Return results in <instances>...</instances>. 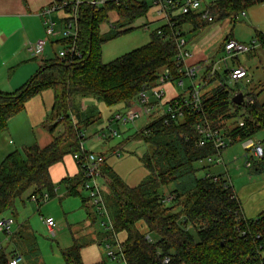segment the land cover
I'll list each match as a JSON object with an SVG mask.
<instances>
[{
	"label": "trees",
	"instance_id": "obj_1",
	"mask_svg": "<svg viewBox=\"0 0 264 264\" xmlns=\"http://www.w3.org/2000/svg\"><path fill=\"white\" fill-rule=\"evenodd\" d=\"M82 1L77 39L82 58L61 61L54 56L14 94L0 91V136L31 99L47 90L54 92L51 113L43 124L53 136L50 145L25 147L22 153L6 156L0 165V218L9 214L16 224L15 205L23 195L31 192L30 200L44 193L51 198L56 195L52 167L63 163L67 156L73 159L80 151V133L94 123V115L75 104L76 97H93L108 108L122 106L124 111L137 102L144 87L155 86L165 69L171 72L170 82L184 81L185 77L179 74V51L172 34L179 31L186 37L184 28L188 25L191 34H198L225 19L236 23L243 12L264 0H215L209 8L212 22L202 20V15L195 12L176 17L173 28H160L162 36L154 32L147 45L108 64L101 61V48L131 29L105 37L100 34V25L109 21L111 13L133 22L146 16L150 6H93L90 0ZM70 42L57 44L65 46ZM210 69L208 84L217 78L211 76ZM234 94L238 93L219 86L209 96L202 95L201 113L186 109L183 119L169 124L158 117L137 132L133 139L147 147L140 161L149 174L139 186H128L111 166L106 162L102 165V190L103 194L108 190L104 199L113 226V231L103 230L110 239L125 234L120 244L125 264H164L166 258L170 259L169 264H264V212L256 219H248L229 181L220 176L199 178L195 166L222 153L212 143L199 147L200 137L195 130L199 121L206 119L212 128L221 130L230 139L229 146L264 131V103L253 94H244L253 104L238 106L232 101ZM239 118L243 119L240 125L236 123ZM231 121L234 124L230 129L227 124ZM75 164L78 175L58 183L70 196L77 195L84 185L81 169ZM253 174H264V155L255 160ZM169 186L172 189L167 193L161 192ZM83 202L86 207L90 203L89 199ZM140 222L145 224L146 234L138 228ZM13 235L14 232L10 238ZM83 247L73 239L72 246L62 253L64 263L84 264ZM15 254L0 246V264H9Z\"/></svg>",
	"mask_w": 264,
	"mask_h": 264
},
{
	"label": "rangeland",
	"instance_id": "obj_2",
	"mask_svg": "<svg viewBox=\"0 0 264 264\" xmlns=\"http://www.w3.org/2000/svg\"><path fill=\"white\" fill-rule=\"evenodd\" d=\"M205 1L210 3L213 0ZM155 14V10L151 9L146 16L130 22L111 13L109 21L99 27L102 36H113L118 32L129 29L131 31L103 45L101 48V61L108 64L133 50L147 45L152 34L166 24L164 20H160ZM59 16V14L55 15L53 20L57 21ZM214 26V28L223 27L221 34L217 35L216 39L212 41V49L209 51L212 53L217 50L214 60L216 64H219H217V71L221 80L215 81L214 86L217 87L220 82H223L236 93H249L250 90L255 89V86L257 87L259 82H264V1L250 7L246 11V17L240 16L236 23L225 19ZM207 33L206 31L199 36L198 34L187 35L186 39L190 43V49L193 50L197 46L202 47L203 43L209 39ZM196 36H198L197 39H195ZM56 39L53 38V42ZM228 39H234L238 43L249 47L254 45L255 48L256 46L259 56H252V50L249 53L239 54L233 59L227 58V55L222 50L220 51V48ZM61 49V46L57 43L48 47L51 57L58 56ZM225 58H227L226 63L223 62ZM234 62L235 64H242L249 71L248 80L239 82L228 80L225 67L231 68ZM198 81L197 78L195 83H198ZM191 84L192 81L188 78L184 79V88L175 82L173 85L174 92L176 94L187 92ZM168 89L169 87H164L166 98L170 96ZM201 93L203 95L202 88ZM263 98L264 94L259 97V100L262 101ZM75 104L81 110L91 113L95 117L94 123L85 129V151L104 155L106 163L128 186L137 187L145 182L149 174L140 159L146 154L147 147L142 141L133 139V136L148 126L154 119L162 116V110L154 112L153 117H142L133 125L121 126L115 123L111 128H108L111 117L116 112H121L122 106L108 108L93 97H76ZM242 122L243 119L239 118L236 123L240 125ZM233 124L234 122L231 121L227 125L231 129ZM111 131L118 132V135L113 139L109 138ZM43 133L46 137H52L49 132L44 131ZM101 134H105L107 139L98 140V136ZM36 136L39 142H45L40 132H36ZM7 138L8 136L0 138V165L6 156L16 151L22 153L24 149L23 146L14 145ZM253 139L264 143V131L259 132ZM5 140H7V143ZM33 142H25V147L34 144ZM48 145H50L49 142L44 147ZM116 150H119L120 157L113 154V151ZM213 160L214 163L203 161L195 165L199 169L197 177L220 176L228 180L234 187L247 218L256 219L261 212H264V174H253L256 159L253 158L252 152L246 151L242 142H236L223 150L220 155L213 157ZM247 162L252 164V168L246 167ZM51 177L55 183L57 173ZM59 182L55 183L57 184L55 186L56 195L47 203L39 204L30 200L31 192L26 193L16 202L17 224L19 226L25 224L26 228H31V231L20 230L13 240L15 244L21 247H18L19 252L21 254L25 252L26 259L24 263L65 264L62 253L72 246L75 238L84 246L81 252L84 264H125L120 256H117L115 261L107 256L108 246H111L115 254L119 252V245L124 241L125 234H119L116 239H104L105 235H97L104 229L102 223H106L108 218L104 213L93 208L90 203L87 207L84 205V200L89 199L90 202V191L80 188L77 195L70 196L66 188L58 184ZM98 184L103 189L104 183L101 178L98 180ZM170 189H172V186L166 187L161 192L165 191L167 193ZM106 191L105 196L108 193V190ZM47 218H52L55 221L56 234L54 236L50 234L44 223V219ZM17 224L14 230L18 226ZM138 228L143 234L147 233V228L143 222L138 223ZM9 239L10 236L0 234V243L3 244ZM10 250L8 248L9 252Z\"/></svg>",
	"mask_w": 264,
	"mask_h": 264
},
{
	"label": "built area",
	"instance_id": "obj_3",
	"mask_svg": "<svg viewBox=\"0 0 264 264\" xmlns=\"http://www.w3.org/2000/svg\"><path fill=\"white\" fill-rule=\"evenodd\" d=\"M197 0H90L89 3L93 6H104L106 4H114L116 6L147 3L150 6V10H155V15L160 20L166 22V26L173 28L176 17L184 16L190 12H194L193 7ZM83 3L82 0H52V3L48 9L43 13L45 16H51L53 14L60 16L57 21L46 17L44 25L46 28V36L43 39L38 40L34 44H31L28 48V52L32 57L41 59L44 55L45 48L53 38H57L58 41L70 42L68 45H60L61 50L58 57L61 61L74 60L82 58V54L79 51L77 45L79 27H78V12L79 7ZM210 5L205 7L201 12L197 14L202 15V20L212 22L213 17L210 15ZM196 13V12H195ZM241 16L246 17V12H243ZM158 35L162 36L163 32L158 29ZM176 45L178 47L177 63L179 64V74L183 75L192 81V86L189 90L188 98L184 100L174 99L166 104V108L163 111L162 118H164L165 124L177 122L184 118L186 109L192 112H202V93L201 85L195 83L202 71L200 65L188 66L186 61L192 56L189 51V42L181 32L176 31L172 34ZM56 40V41H57ZM56 43V42H55ZM54 44V43H53ZM254 49V45L249 47L244 44H240L235 40H228L223 46V51L227 55V58L233 59L239 54L249 53ZM227 58L223 60L227 62ZM170 70L165 69L158 78L155 86L144 87L136 103H134L128 109L115 113L108 123V128H111L113 124H119L121 126L133 125L137 120L142 117H153L154 112L158 111V107L163 102L164 92L162 87L170 82ZM211 76L217 75V66L214 65L210 69ZM247 71L241 67L236 66L231 69H227L226 76L231 82H239L246 77ZM180 85L183 86V81H180ZM221 87H228L225 83L220 84ZM237 94H234V96ZM253 104V100L245 98V105ZM195 130L198 133L199 147H204L209 143H212L216 149L225 150L230 145V139L225 137L221 130L214 129L210 123L203 119L195 125ZM118 135L117 131H111L110 139L115 138ZM80 151L73 156L74 161L79 165L83 176V189L90 191V205L98 212L104 213L108 221L102 223V227L106 231H113V226L109 218L107 211L104 194L101 187L98 184V180L101 178V167L106 162V158L102 154H96L92 152H86L84 149L85 131L80 133ZM107 136L101 134L98 136V140H106ZM106 138V139H105ZM243 147L246 151H250L253 157L261 159L264 155V145L260 141H255L253 138L245 140ZM117 157L121 154L118 151L115 152ZM208 163H214L213 157L207 159ZM247 167H251V163H247ZM51 199L49 193H44L41 197L32 196L31 200L35 202L47 203ZM44 223L51 235H55L56 224L54 219H44ZM16 221L13 217L0 218V234L11 236L14 232ZM107 256L115 261L117 256L123 258L122 249L119 245V252L117 254L112 251L111 246H108ZM23 257L19 254H15L9 264H22ZM170 259L166 258L164 264H169Z\"/></svg>",
	"mask_w": 264,
	"mask_h": 264
},
{
	"label": "crops",
	"instance_id": "obj_4",
	"mask_svg": "<svg viewBox=\"0 0 264 264\" xmlns=\"http://www.w3.org/2000/svg\"><path fill=\"white\" fill-rule=\"evenodd\" d=\"M212 2L207 3L205 0H197L196 4L193 7V10L194 12L199 13L205 7L211 5ZM51 3L52 0H0V91L1 92L5 94H14L20 88L25 86L37 74V72L40 70L41 66L45 63V61L53 58L49 54L48 47L52 46L53 43L55 42L57 43L58 42L57 39H56L57 41L55 42H53L52 40L50 44L46 46L44 55L41 59H36L32 57L31 54L28 52V48L31 44H34L35 42H37L40 39H43L46 36V28L44 25L46 17H49L52 20L55 17V14L51 16L43 15L44 11L50 7ZM214 25L208 26L207 28H205L204 30L198 33L199 36L201 33H204L206 31L208 32L207 34L209 35V39H207L206 42L203 43L202 47L204 48L197 46L194 47V49L192 50V48L190 49V43L188 46L191 54L192 52L194 54L191 56L189 60L186 61V65L188 66L200 65L202 67L201 74L198 77L199 79L198 85H201L200 88L203 89V96L206 95L209 96L215 89H217L220 85L216 87L214 86V83L217 80L219 81L221 80L217 71L216 80L210 84L206 83L208 70L214 65L216 66L219 65L218 63L217 65L214 60L217 50H215L212 53H210L209 51L210 49H212V41L216 39L215 37L217 35L221 34V32L223 31V27L214 28L215 27ZM184 30L185 32L188 33V35L191 34L190 33L191 28L189 25L186 26ZM198 36H196L195 39H197ZM224 44L220 48V51L222 50L223 53H224L223 51ZM252 54H253L252 56L255 57L259 56V51L256 46L253 49ZM236 66H241L247 71L246 77L241 81L248 80L250 76L249 71L240 63H237L236 65L233 64L231 68ZM225 68H226L225 69V74H226L227 69H231V68L228 66H226ZM174 83L169 82L162 87V90L164 92V97H163V102L160 104V107H158V111L162 110L163 112L164 109L166 108V104L174 99L180 97L188 98L189 90L191 87H189V90L187 92L184 91V93L176 94L173 88ZM177 83L179 84V86H181L180 82ZM183 85H184V81H183ZM164 87H169L168 89L170 95L169 98H166V91L164 90ZM181 87L184 88L185 85ZM247 94H253L254 96H256L259 102L264 103V98L262 101L259 100V97H261L264 94V82L262 83L259 82L257 84V87L255 86V89L250 90V92ZM53 103H54L53 90L44 91L40 95L31 99L27 103L25 110L9 121L8 131L5 134L1 135L0 138H2V136H8L7 139L12 141L14 145L21 147L23 146V148H25V142L28 143V141H34L33 142L34 144L30 146L38 145L41 148L44 147V145H46L48 142L51 143L53 140V136L46 137V135H44L43 132L46 130L43 128V124L45 123L46 119L49 117L51 113ZM36 132H40L42 134L43 137L42 139L45 142L43 143L39 142L36 136ZM5 142L7 143V140H5ZM55 173H57V178L55 180V183H57V181L58 182L62 181L66 177L72 178L77 176L78 168L75 162L73 161L72 157L67 156L63 163H59L52 167L51 176L54 175ZM244 215L246 216L245 212ZM6 217H10V215L7 214L3 218ZM20 230L31 231V228L29 227L26 228L25 224H22L21 226L18 225L14 230V235L5 243L3 244L0 243V246H2L7 253L9 252L8 248H10L11 249L10 252H16L17 254L22 256L23 257L22 264H25L24 263L26 259L25 252L21 254L18 250V247L20 246L18 244H15V242L13 241L14 238L19 234ZM97 235L99 236L105 235L104 239L108 238L106 237L107 235L104 232V230L99 232Z\"/></svg>",
	"mask_w": 264,
	"mask_h": 264
},
{
	"label": "water",
	"instance_id": "obj_5",
	"mask_svg": "<svg viewBox=\"0 0 264 264\" xmlns=\"http://www.w3.org/2000/svg\"><path fill=\"white\" fill-rule=\"evenodd\" d=\"M232 101L238 106H245V98L243 93H238L235 95Z\"/></svg>",
	"mask_w": 264,
	"mask_h": 264
}]
</instances>
